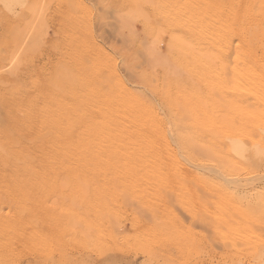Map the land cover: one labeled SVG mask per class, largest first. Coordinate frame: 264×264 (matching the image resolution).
I'll return each mask as SVG.
<instances>
[{
    "label": "rangeland",
    "instance_id": "374dc122",
    "mask_svg": "<svg viewBox=\"0 0 264 264\" xmlns=\"http://www.w3.org/2000/svg\"><path fill=\"white\" fill-rule=\"evenodd\" d=\"M117 1L0 0V75L80 47L103 93L30 155L0 108V264H264V0Z\"/></svg>",
    "mask_w": 264,
    "mask_h": 264
},
{
    "label": "bare ground",
    "instance_id": "6f19581e",
    "mask_svg": "<svg viewBox=\"0 0 264 264\" xmlns=\"http://www.w3.org/2000/svg\"><path fill=\"white\" fill-rule=\"evenodd\" d=\"M117 2H115V3H117ZM166 3L167 4H166V6L163 9L161 19H162V21H165V25H164L165 27L163 28V30L165 32H167L168 34H170V31L172 30V24H173L172 23V14H173V12H171L172 8H171V5H170L169 1H166ZM148 9H150V8H148ZM151 9H152V6H151ZM178 11H179V14H177L176 18H178L179 21H180V17L181 16H179V15H181L180 11H182V7ZM185 12H186V10H185ZM187 12H188V9H187ZM133 19L134 18H131V20H133ZM256 24H257V22H256ZM161 32H162V30H161ZM165 35L166 34H164V36ZM64 36H66V35H64ZM18 38L21 39L20 35H19ZM64 42H65V39H64ZM60 45H61V42H60ZM64 48H65V46H64ZM72 50L74 51V56H73L74 60H73V63H71V65L75 64V66H71V67L69 66L68 67L66 65L65 68H64L58 62H55V64H53V67L51 68L52 70L49 69L50 72L48 74H46L48 72L46 70V66H42V64L41 65L40 64L34 65L37 61L35 63H33L34 62L33 61V62H31V64L34 65V66H31L30 69L27 66L29 64H24L23 63V65H19L18 67H16L15 70L13 69L14 71H11L12 73H10L8 75L7 74L6 75L5 74L4 75H0V108L4 109V107H5V110H7V111L11 110L10 108H12L13 110H15V112H17L20 109L23 110L22 116H20V117L18 116L19 118L17 117L18 118L17 122H18L19 125H17L16 130H18L19 133L13 134L11 132V137L17 139L19 136H21L23 138L22 143L24 144V146L28 145V148H26L28 151H26V149H25V152H24L26 155H30L29 140H28L29 136H30L29 132H28L30 126H27V125H30V123H32V122H35V120H36V122H35V124H36L37 121L40 120L42 115H44V118H46V116H48L50 119H54V123H56L58 120H59V122H62V123L65 122L66 123L65 129L67 130V132H69L72 135V138H76V139H81V138L83 139L84 137L86 138V135L84 136V134H88L89 131H90L91 108H92L91 106H93L92 105L93 104L92 100H93L95 94H97L98 96H102L103 93L102 94L100 93V91L102 92V89L100 87L95 86V87H97V88H95L94 85H93L92 69H91L90 64H89L90 63L89 62L90 56L87 53V50L80 49V47L74 48L73 46H72ZM119 50H117V51H119ZM101 51H102V49H101ZM53 54H54V52H53ZM36 55H37V53H36ZM71 55H72V52H71ZM98 55H99V53H98ZM123 55H124V52H123ZM35 56H33V57L35 58ZM33 57H32V59H33ZM104 57H106V56H104ZM71 58L72 57H70L69 59H71ZM27 61H26V63H27ZM71 61L72 60H70V62ZM102 66H103V64H102ZM93 72H94V70H93ZM42 73H44L46 75H50V76L49 77L47 76V78L46 77L43 78L45 75L42 74ZM42 81H45V83H43ZM31 86H33V87H31ZM103 87L106 88V86H103ZM31 89H33V90H31ZM107 92H109V91L107 90ZM104 93H106V92H104ZM13 94H16V96H17L15 101H12V96H14ZM27 96L29 97V99L27 98ZM93 102H96V101L94 100ZM246 103L247 104H251V102H249V101L246 102ZM32 106L34 107V110L36 109L35 113L38 112V115L41 113L39 115V116H41V117H39V119H37L38 115H37L36 118H34L33 115H32V117L34 119L31 118L30 111H28V109H30V107H32ZM104 106H106V105H104ZM14 120H15V118H14ZM44 120L47 121L46 119H44ZM80 121L83 122V126H84L83 130L84 131L82 130L83 133L81 132V135L78 136V135H75V133H74V132H76V129L73 127V125L75 123H77V122H80ZM48 122H49V120H48ZM10 123H12V122L10 121ZM12 125H13V123H12ZM46 127L47 126H45V128ZM102 128H104V127H102ZM41 130H43V128ZM58 133H60V132H58ZM16 139H14V140H16ZM14 140H13V143L15 142ZM19 151H17L18 154H21L22 151H20V153H19ZM15 152H13V155L14 154L18 155ZM27 191H28V189H27ZM29 195L31 196L32 194H29ZM33 197L32 196L30 197L31 201H32ZM33 199H35V198H33ZM57 201L59 202V200H57ZM57 201L54 200L53 202H57ZM32 202L35 203V201H32ZM32 202H29V203L31 204ZM39 202L37 201L36 203H38L40 205L41 203H39ZM29 203L27 205H29ZM76 203H77V201H76ZM72 218H74V217H72ZM73 224H75V223H73ZM80 229H82V228H80Z\"/></svg>",
    "mask_w": 264,
    "mask_h": 264
},
{
    "label": "crops",
    "instance_id": "0c3cea01",
    "mask_svg": "<svg viewBox=\"0 0 264 264\" xmlns=\"http://www.w3.org/2000/svg\"><path fill=\"white\" fill-rule=\"evenodd\" d=\"M109 255H112V254L109 253ZM112 256H114V257H119V253L114 252V254H113ZM121 258H122V257H121Z\"/></svg>",
    "mask_w": 264,
    "mask_h": 264
}]
</instances>
